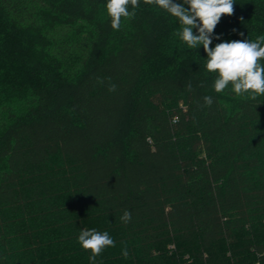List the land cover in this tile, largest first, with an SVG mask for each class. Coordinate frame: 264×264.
Instances as JSON below:
<instances>
[{
	"label": "trees",
	"instance_id": "1",
	"mask_svg": "<svg viewBox=\"0 0 264 264\" xmlns=\"http://www.w3.org/2000/svg\"><path fill=\"white\" fill-rule=\"evenodd\" d=\"M106 2L0 0V264H93L86 229L115 241L95 264H264V96L216 93L157 6L116 31ZM214 35L264 36V0Z\"/></svg>",
	"mask_w": 264,
	"mask_h": 264
},
{
	"label": "clouds",
	"instance_id": "2",
	"mask_svg": "<svg viewBox=\"0 0 264 264\" xmlns=\"http://www.w3.org/2000/svg\"><path fill=\"white\" fill-rule=\"evenodd\" d=\"M140 0H107L105 9L111 20V28L119 31L122 21L135 17V9ZM145 4L155 5L179 21L180 30L176 35L190 49L203 46L206 53L205 68L215 74L213 88L216 93H223L229 87L238 97L252 100L264 96V36H258L254 41L239 39L217 43L210 47L215 28L223 16L234 14L235 0H144ZM131 6V11L129 10ZM196 29L194 32L193 30ZM235 32L236 29H233ZM243 36V33H239ZM109 81L111 78H108ZM97 83L103 84V78H97ZM191 85H189V90ZM117 85L109 82L108 91L115 92ZM206 106H211V96L203 98ZM121 220L125 223L131 220V212L125 211ZM78 242L85 251H90L89 259L95 264L96 257L108 247H114L115 241L107 231L96 229L82 230ZM128 256L127 248L122 253Z\"/></svg>",
	"mask_w": 264,
	"mask_h": 264
}]
</instances>
